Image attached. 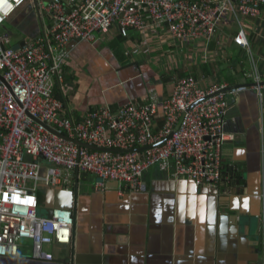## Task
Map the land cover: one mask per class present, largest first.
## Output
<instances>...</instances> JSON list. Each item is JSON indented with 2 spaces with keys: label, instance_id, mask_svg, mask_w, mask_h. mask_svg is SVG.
Masks as SVG:
<instances>
[{
  "label": "built area",
  "instance_id": "built-area-1",
  "mask_svg": "<svg viewBox=\"0 0 264 264\" xmlns=\"http://www.w3.org/2000/svg\"><path fill=\"white\" fill-rule=\"evenodd\" d=\"M24 3L0 0V26ZM41 8L53 21L43 36L17 48L0 36V258L16 257L22 242L39 262L54 260L51 247L69 249L72 211L52 208L41 215L36 193L70 190L75 171L97 178V190L113 181L136 192L152 167L196 186L229 190L239 183L222 164L224 146L234 140L225 131L227 97L250 89L261 98L262 75L254 63L245 74L252 80L248 86L213 79L202 86L186 67L167 97L150 92L144 100L94 107L79 117L55 97V78L70 42L92 43L110 29L122 38L134 32L137 44L126 56L157 54L166 46L159 62L192 49L202 63H211L217 54L209 45L223 39L251 55L244 24L264 11V0H83L69 10L54 0ZM76 141L122 152L91 151ZM145 147L151 148L129 152Z\"/></svg>",
  "mask_w": 264,
  "mask_h": 264
},
{
  "label": "crops",
  "instance_id": "crops-1",
  "mask_svg": "<svg viewBox=\"0 0 264 264\" xmlns=\"http://www.w3.org/2000/svg\"><path fill=\"white\" fill-rule=\"evenodd\" d=\"M53 1L37 0L38 14L33 0H25L0 26V36L12 48L43 36L53 21L41 7ZM59 1L69 10L83 0ZM244 25L251 55L223 39L221 45H209L217 54L211 63H202L192 49L159 62L157 54H166V46L161 53L126 56L137 44L133 31L122 38L110 29L92 43L70 42L55 88L76 117L94 107L144 100L150 92L167 97L173 78L186 67L202 86L210 79L248 86L252 80L245 74L254 63L262 75L261 98L250 89L227 97L225 131L234 140L224 146L222 164L237 174L239 183L229 190L196 186L152 167L136 192L113 181L97 190V178L79 173L73 183L77 209L72 248L51 247L54 260L39 262L32 258L30 244L22 242L18 255L0 258V264H264V11ZM234 58H240L242 75L228 64ZM48 202L54 206L56 198Z\"/></svg>",
  "mask_w": 264,
  "mask_h": 264
},
{
  "label": "water",
  "instance_id": "water-1",
  "mask_svg": "<svg viewBox=\"0 0 264 264\" xmlns=\"http://www.w3.org/2000/svg\"><path fill=\"white\" fill-rule=\"evenodd\" d=\"M36 12L38 14H40L39 12V7H38V2L37 0H33ZM1 49L3 50V47H1ZM0 81H2V78L0 76ZM182 118L181 117L179 119V122L175 128V131L179 128L181 122H182ZM164 142V140L162 142H160L159 144H157L158 146L161 145ZM79 147H85L91 151H99V152H114V153H121L122 151L119 150H113V149H99L96 148L94 146H90L88 144L85 143H81V142H75ZM151 147H155V146H151ZM151 147H145V148H138V149H133L130 150L129 152H143L145 150L150 149ZM78 176L79 173L78 171H75L74 173V178L76 180H78ZM44 190L41 194H39V192L36 193L37 199L42 200L44 202L47 203V206L43 208V210H48V215L50 214L52 208L54 207H61V208H65V209H70L72 211L73 214V219L75 221V211L77 209V186H73L72 190H62V189H55V188H49V189H42ZM52 198H56V203L54 204V206H51V204H49L48 200H52ZM73 234V233H72ZM74 239H73V235L71 238V248H72V243H73Z\"/></svg>",
  "mask_w": 264,
  "mask_h": 264
},
{
  "label": "trees",
  "instance_id": "trees-1",
  "mask_svg": "<svg viewBox=\"0 0 264 264\" xmlns=\"http://www.w3.org/2000/svg\"><path fill=\"white\" fill-rule=\"evenodd\" d=\"M228 64H229L230 66H233V68H234V65H235L237 68L240 69V71H241V75L243 74V73H242V70H241V68L243 67V65H242L241 62H240V58H239V59H238V58L230 59V61L228 62ZM228 64H227V65H228ZM225 69H226V67H225ZM234 71H235V69H234ZM244 71H245V70H244ZM244 71H243V72H244ZM230 76H232L231 73H229V77H230ZM228 81H229V83H231L230 80H228ZM230 85H233V84H230ZM54 95H55V97H56L57 99H59V100H61V101H64L63 98H62V96H61V93L58 92V90H57L56 88H54ZM230 172L237 176V174H235L234 172H232V171H230ZM237 177H238V176H237ZM38 192H39V194H41V193L43 192V190H39ZM41 195H42V194H41ZM38 206H39L40 209H43L44 207L47 206V203L39 199V200H38Z\"/></svg>",
  "mask_w": 264,
  "mask_h": 264
},
{
  "label": "rangeland",
  "instance_id": "rangeland-1",
  "mask_svg": "<svg viewBox=\"0 0 264 264\" xmlns=\"http://www.w3.org/2000/svg\"><path fill=\"white\" fill-rule=\"evenodd\" d=\"M26 161H30V158L26 157ZM42 211V210H41Z\"/></svg>",
  "mask_w": 264,
  "mask_h": 264
},
{
  "label": "bare ground",
  "instance_id": "bare-ground-1",
  "mask_svg": "<svg viewBox=\"0 0 264 264\" xmlns=\"http://www.w3.org/2000/svg\"><path fill=\"white\" fill-rule=\"evenodd\" d=\"M55 208H57V209H64V208H60V207H55Z\"/></svg>",
  "mask_w": 264,
  "mask_h": 264
}]
</instances>
